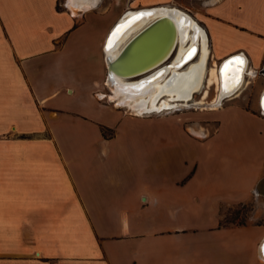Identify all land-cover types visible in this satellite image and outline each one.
<instances>
[{
  "label": "crops",
  "instance_id": "1",
  "mask_svg": "<svg viewBox=\"0 0 264 264\" xmlns=\"http://www.w3.org/2000/svg\"><path fill=\"white\" fill-rule=\"evenodd\" d=\"M98 2L0 0V115L49 133L0 156V225L12 228L0 264H264V225L220 223L264 177L260 95L253 110L162 117L99 101L104 43L124 11L181 9ZM193 14L212 61L262 67L264 0H205Z\"/></svg>",
  "mask_w": 264,
  "mask_h": 264
},
{
  "label": "bare ground",
  "instance_id": "2",
  "mask_svg": "<svg viewBox=\"0 0 264 264\" xmlns=\"http://www.w3.org/2000/svg\"><path fill=\"white\" fill-rule=\"evenodd\" d=\"M163 16L170 18L175 30L171 48L162 61L138 73L136 71L143 69L150 62L135 67V69H128L129 67L121 64L113 65L108 69L119 50L137 29L148 21ZM166 30L164 25L159 26L157 34L161 40L164 38ZM103 50L107 70L106 80L118 99L116 104L127 105L133 114L139 116L144 113H158L188 105L189 102L193 105H206L210 86L216 87L217 95L211 103L207 104L209 105L207 110L217 109L215 107L224 98H235L244 84L246 87V84L249 83L246 81V77L250 71L253 72L248 68L247 61L241 54L230 56L220 64L213 61L212 66L207 68L210 51L204 30L197 25L195 19L184 11L166 6L126 12L111 28ZM185 57L187 60L182 63ZM194 59H196L195 62ZM241 61L242 63H240ZM134 72L136 74H133ZM259 75L264 78L261 73ZM199 91L201 98L193 101V95ZM259 104L264 111V92L261 93ZM261 191L264 192L262 186ZM256 194L261 195L258 192ZM263 242L264 238L261 244ZM262 254L264 259V253Z\"/></svg>",
  "mask_w": 264,
  "mask_h": 264
},
{
  "label": "rangeland",
  "instance_id": "3",
  "mask_svg": "<svg viewBox=\"0 0 264 264\" xmlns=\"http://www.w3.org/2000/svg\"><path fill=\"white\" fill-rule=\"evenodd\" d=\"M111 0H99L97 7H102L103 9L108 5ZM180 1H184L190 8L188 13L191 15L196 22L200 23L197 17L193 14L196 10L203 11L204 10V1L205 0H175L172 5L174 7H178L181 10L183 6H180ZM126 4H123L125 8ZM124 12H128L125 10ZM235 55V54H234ZM233 56V55H231ZM230 57V56H229ZM228 58V57H227ZM226 59V58H225ZM196 59H194V62ZM223 61V60H222ZM222 61H215L216 64H220ZM212 59L208 61L207 68L212 66ZM105 68V62L103 61V70ZM261 69V68H260ZM255 71L249 72L246 77V81L249 83L242 86L238 95L235 98H224L221 103L215 107L218 108L220 106L228 105V104H237L246 109H255L258 106L259 95L260 92H264V78L259 75L258 69H254ZM263 90V91H262ZM95 97L106 104L112 105L116 108L123 110L127 114H133V111L129 109V107L125 104H116L118 101L114 91H112L106 80V74L104 70V74L102 77L101 84L99 88L94 92ZM217 90L215 86H210L208 88V94L206 98V105H193L189 102L188 105L178 106L173 109L163 110L161 112H151L144 113L141 116L145 117H162V116H176L182 115L183 113H196V112H205L207 108H209V103L212 102L216 98ZM109 96L113 97L110 98ZM200 91L195 93L192 97V100H199L201 97ZM202 108H205L204 110ZM33 109V108H32ZM36 109V108H35ZM214 110V109H213ZM40 112V109L37 110ZM39 115V114H38ZM24 118L21 115L12 114L8 117L6 114L0 115V156L2 155H16L20 151V144L24 143L26 140H32L37 138H46L49 137L48 131H25V130H17L14 126L16 123H21ZM105 135H109L111 133L104 130ZM25 149V148H24ZM2 163L0 162V166ZM256 190V189H255ZM258 195V194H257ZM256 194H252L250 198L242 203L228 204L221 207V219L220 223L222 225H233V224H259L264 225V196H257ZM263 198V199H262ZM1 201V194H0ZM1 219V216H0ZM12 228L4 227L0 225V241L3 240L5 235L9 234V230Z\"/></svg>",
  "mask_w": 264,
  "mask_h": 264
},
{
  "label": "water",
  "instance_id": "4",
  "mask_svg": "<svg viewBox=\"0 0 264 264\" xmlns=\"http://www.w3.org/2000/svg\"><path fill=\"white\" fill-rule=\"evenodd\" d=\"M161 25H164L167 28L164 38L162 35V40L157 34L158 28ZM197 25L202 29L198 22ZM174 30L173 23L170 18L166 16L153 21H148L142 27L137 29L130 39H128L124 46L119 50L116 58L108 66V69L116 64L129 67L128 69H135V67L145 65L150 62L149 65L145 66L143 69L136 71V73H138L153 67L155 64L162 61L165 54H167L170 50L174 37ZM133 60L135 61L132 62ZM186 60L187 59L185 57L182 63H185ZM258 72L264 76V64ZM136 73L134 72L133 74ZM261 186L264 187V177L259 180L257 184V191L255 190V193L258 192L259 194L264 195V192L261 191ZM262 247L263 243L261 244L260 249V255L263 258Z\"/></svg>",
  "mask_w": 264,
  "mask_h": 264
},
{
  "label": "trees",
  "instance_id": "5",
  "mask_svg": "<svg viewBox=\"0 0 264 264\" xmlns=\"http://www.w3.org/2000/svg\"><path fill=\"white\" fill-rule=\"evenodd\" d=\"M104 130H106V128H103V127H102V132H103V133L105 132ZM104 135H105V133H104ZM106 136L111 137V136H112V133L109 134V135H106Z\"/></svg>",
  "mask_w": 264,
  "mask_h": 264
},
{
  "label": "snow or ice",
  "instance_id": "6",
  "mask_svg": "<svg viewBox=\"0 0 264 264\" xmlns=\"http://www.w3.org/2000/svg\"><path fill=\"white\" fill-rule=\"evenodd\" d=\"M240 63H242V61Z\"/></svg>",
  "mask_w": 264,
  "mask_h": 264
},
{
  "label": "built area",
  "instance_id": "7",
  "mask_svg": "<svg viewBox=\"0 0 264 264\" xmlns=\"http://www.w3.org/2000/svg\"><path fill=\"white\" fill-rule=\"evenodd\" d=\"M264 112V111H263Z\"/></svg>",
  "mask_w": 264,
  "mask_h": 264
}]
</instances>
